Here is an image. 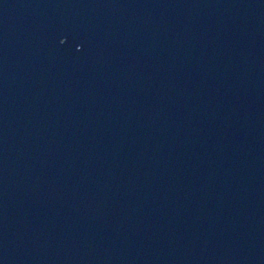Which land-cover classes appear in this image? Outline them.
<instances>
[{"label":"water","instance_id":"obj_1","mask_svg":"<svg viewBox=\"0 0 264 264\" xmlns=\"http://www.w3.org/2000/svg\"><path fill=\"white\" fill-rule=\"evenodd\" d=\"M0 264H264V0H0Z\"/></svg>","mask_w":264,"mask_h":264}]
</instances>
